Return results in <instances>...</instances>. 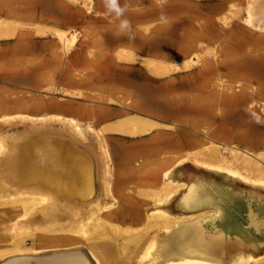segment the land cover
Wrapping results in <instances>:
<instances>
[{
  "label": "crops",
  "instance_id": "0c3cea01",
  "mask_svg": "<svg viewBox=\"0 0 264 264\" xmlns=\"http://www.w3.org/2000/svg\"><path fill=\"white\" fill-rule=\"evenodd\" d=\"M133 3L124 0L128 14L123 17L131 23V33L125 31L122 38L110 26L114 15H93L88 26L80 10L69 16L64 1L60 9L44 14L22 8L8 17L9 30L0 31V37L9 35L0 40V116L28 112L102 134L113 162L104 197L115 200L110 223L123 230H146L151 215L164 214L174 236L176 230L193 229L201 216L222 220L229 206L239 205V190L234 189L239 180L232 169L212 167L225 165L224 151L264 149V138L254 130L251 138L239 130V47L221 43L216 47L223 56L220 62L179 74L202 49L183 51V40H193L195 32L182 40L171 33L165 42L160 39L169 36L158 25L150 36L155 43H150L143 29L148 23L162 24L163 16H132ZM97 4L106 6L105 0ZM69 30L87 34L90 44L75 39L67 47L58 35ZM228 54L237 56L235 69L229 67ZM102 246L107 247L103 255L115 262L113 244L108 240ZM187 260L216 261L186 257L177 263Z\"/></svg>",
  "mask_w": 264,
  "mask_h": 264
},
{
  "label": "rangeland",
  "instance_id": "374dc122",
  "mask_svg": "<svg viewBox=\"0 0 264 264\" xmlns=\"http://www.w3.org/2000/svg\"><path fill=\"white\" fill-rule=\"evenodd\" d=\"M60 1L67 3L69 16L80 10L84 20L90 22L85 23L88 26L92 25L93 15L104 11L114 15L110 26L119 38L125 35L119 27L124 15L116 17L106 6L98 5L97 0H0V31L9 30L6 19L19 15L22 8L44 14L60 9ZM256 1L259 0H147L141 3L133 0L132 10L136 11L131 15L163 16L162 24L148 23L143 29L150 43L155 41L150 36L158 25H163L165 36H169L160 39L165 42L171 40V33L179 34L182 40V36L195 32L193 40H183L187 44L182 47L183 51L188 54L197 53L199 46L202 49L194 56L195 62L177 70L179 74L194 68L206 70L208 64L220 62L223 56L216 52V47L221 43H226L222 47H239V130L248 132L249 138L253 130L264 138V28L254 19ZM119 2L125 7L124 0ZM99 24L102 25L101 22L95 25ZM201 33L208 39L202 38ZM58 36L67 47L77 40L81 45L91 41L87 34L75 30ZM7 38L9 35L5 33L0 40ZM204 41L211 42V46ZM237 56L227 55L231 62L229 67L235 69L233 62ZM163 69L164 73L169 70L165 66ZM24 136L56 139L60 144L77 149L91 167L92 191L83 196L82 202L86 205L68 210L71 214L64 218L60 214L62 209L56 207L58 217L63 219H50L47 213L53 201L49 193L27 190V185L22 183L12 185L10 190H0V264H17L27 259L48 263L75 256L84 258L88 264H180L177 262L185 257L202 261L214 259L213 264H264V149L224 151L226 159L222 164L225 165L212 169H232L231 174L239 180L233 182L234 189L239 190V205L229 206L222 220L216 216H201L193 229L176 230L173 236L170 219L162 215H151L148 228L140 231L123 230L110 223L108 214L115 200L104 197L109 194L113 162L102 134L95 133L90 126L59 118H33L28 112L14 116L5 114L0 116V159L12 139ZM41 196L49 200L44 202ZM108 240L118 252L115 262L103 255L107 247L102 245ZM141 240L144 243L140 247ZM220 260L222 262H218Z\"/></svg>",
  "mask_w": 264,
  "mask_h": 264
},
{
  "label": "bare ground",
  "instance_id": "6f19581e",
  "mask_svg": "<svg viewBox=\"0 0 264 264\" xmlns=\"http://www.w3.org/2000/svg\"><path fill=\"white\" fill-rule=\"evenodd\" d=\"M255 5L252 6L253 9ZM254 12L256 15V18L254 17V19L257 20L260 25L257 24L260 28H264V0H259L257 2V7ZM7 147V150L4 151L5 155L0 159L1 191L10 190L12 185L22 183L23 185H27L25 186L27 190H30L31 188L35 191L49 193L50 196L48 197L53 201H50L52 202L50 204H53V207L51 208L50 205V209L47 213L48 218L50 219H53V217L63 219L65 216L71 214L68 210L72 211V208L74 207L77 209L81 205H86L83 204L82 199L84 194L86 195L87 192L92 191V171L90 170L91 167L85 160L84 156L82 157V154L78 153L77 149L68 145L60 144L56 139L49 140L38 136L35 138L30 136H24L23 138L17 137L12 139ZM9 183H11V185ZM48 197L41 196L42 201L44 200V202H47L49 200ZM80 197H82L81 200H78ZM56 207L62 209V212L59 211L61 212L60 214H63V218L62 216L60 218L58 217L60 214H57L58 211L54 210ZM162 215L164 216V214ZM186 262V264H196L195 262L197 261L188 262L187 260ZM198 263L209 264L204 262ZM8 264L16 263L10 262ZM17 264L88 263L84 258L75 256L61 260H53L48 263H35L34 261L27 259L22 260Z\"/></svg>",
  "mask_w": 264,
  "mask_h": 264
},
{
  "label": "clouds",
  "instance_id": "9594fccd",
  "mask_svg": "<svg viewBox=\"0 0 264 264\" xmlns=\"http://www.w3.org/2000/svg\"><path fill=\"white\" fill-rule=\"evenodd\" d=\"M105 5L108 9L109 12H114L116 17H122L124 15V13L126 12V6L122 7L120 5L119 0H105ZM120 30L122 32L127 31L129 33H131V25L130 22L127 19H123L120 22ZM134 37L129 35V39H133ZM259 117H257V123H259Z\"/></svg>",
  "mask_w": 264,
  "mask_h": 264
}]
</instances>
